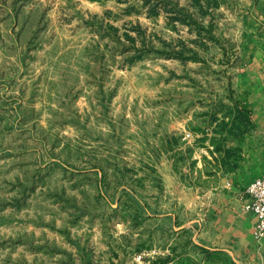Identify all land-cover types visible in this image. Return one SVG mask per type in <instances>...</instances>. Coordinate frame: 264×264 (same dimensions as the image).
Here are the masks:
<instances>
[{"label": "rangeland", "instance_id": "374dc122", "mask_svg": "<svg viewBox=\"0 0 264 264\" xmlns=\"http://www.w3.org/2000/svg\"><path fill=\"white\" fill-rule=\"evenodd\" d=\"M126 32L185 60L130 63ZM262 50L264 0H0V264L176 258L217 185L212 115L248 108ZM244 128L231 163L259 139Z\"/></svg>", "mask_w": 264, "mask_h": 264}, {"label": "crops", "instance_id": "0c3cea01", "mask_svg": "<svg viewBox=\"0 0 264 264\" xmlns=\"http://www.w3.org/2000/svg\"><path fill=\"white\" fill-rule=\"evenodd\" d=\"M252 54L243 70L250 90L244 102L259 139L241 147L235 168L220 164L217 185L208 184L198 205L200 228H193L192 243L177 247L176 258L158 257L151 264H264V238L255 235V214L244 209L246 186L264 172V50Z\"/></svg>", "mask_w": 264, "mask_h": 264}, {"label": "trees", "instance_id": "16d2710c", "mask_svg": "<svg viewBox=\"0 0 264 264\" xmlns=\"http://www.w3.org/2000/svg\"><path fill=\"white\" fill-rule=\"evenodd\" d=\"M134 29L140 30L141 26L139 24H137L134 26ZM116 31H117V29H116ZM125 36H126V39L129 41V43L131 44V46H132L131 48H134V53H132L130 56L127 57V61L130 63H134L135 61H137L139 59H143L144 53H142V52L144 50H145V52H148L150 50H153V51L156 50L157 52H159V54L167 55L170 57H171V55H174L175 57L180 58L183 61L185 60V56L183 55V53L181 51L171 52V55H169V53H170L169 51H166V53H164L165 51H162L161 48L156 49L153 46L150 47V46H148V44H146L145 41H143L141 46H137L136 45V37L130 35L129 32H126ZM116 43L121 44V41L119 38L116 39ZM190 57L195 59V56H190ZM222 107L224 108V107H226V105L223 104ZM227 109H228L227 113H225V115H223V116L218 115L217 112L213 113L212 119L215 121H220L221 125H220V128L217 129L219 131L215 130L214 136L211 139H213L212 140L213 142L218 141V143H220V146H217L216 150H221L224 152L223 157H222V162H220V163L222 165L227 164L228 167H230V168H235L237 166V162L231 163L230 159H231L232 154H234L233 152L237 151V149H235L234 147H229V145L225 146V147H221V145L226 143V140L229 138V135L231 137L232 136H236V137L241 136V134L245 132L244 131L245 124L248 125L250 123L252 124L253 122H252V119L250 118V116L248 115V113L250 112V109H248L247 107H242L240 105L239 100H236L235 104L228 106ZM225 118H230V121L226 122ZM215 151L213 150L211 152L214 154ZM133 214L135 215V217H134L135 220H137V218L140 216V213H138L137 211H136V213H133ZM177 247H179V245H177ZM177 247L174 249H177ZM180 247H181V245H180ZM144 248L145 247H141V248H139V250L141 251Z\"/></svg>", "mask_w": 264, "mask_h": 264}, {"label": "built area", "instance_id": "2783aa9c", "mask_svg": "<svg viewBox=\"0 0 264 264\" xmlns=\"http://www.w3.org/2000/svg\"><path fill=\"white\" fill-rule=\"evenodd\" d=\"M245 193L244 209L255 214V235L264 238V172L246 186ZM159 254L158 248L142 249L136 253V260L138 264H151Z\"/></svg>", "mask_w": 264, "mask_h": 264}]
</instances>
